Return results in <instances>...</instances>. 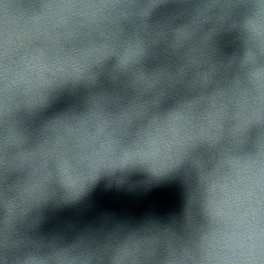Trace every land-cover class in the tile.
Here are the masks:
<instances>
[{
	"label": "clouds",
	"instance_id": "obj_1",
	"mask_svg": "<svg viewBox=\"0 0 264 264\" xmlns=\"http://www.w3.org/2000/svg\"><path fill=\"white\" fill-rule=\"evenodd\" d=\"M0 264H264V0H0Z\"/></svg>",
	"mask_w": 264,
	"mask_h": 264
},
{
	"label": "water",
	"instance_id": "obj_2",
	"mask_svg": "<svg viewBox=\"0 0 264 264\" xmlns=\"http://www.w3.org/2000/svg\"><path fill=\"white\" fill-rule=\"evenodd\" d=\"M181 195L175 185L161 184L146 191L128 192L98 185L86 201L59 213L54 223L64 227L96 223L104 218L137 220L145 216H167L179 211Z\"/></svg>",
	"mask_w": 264,
	"mask_h": 264
}]
</instances>
